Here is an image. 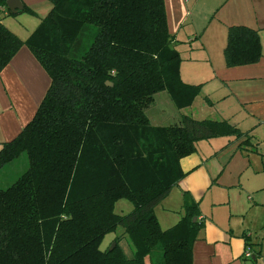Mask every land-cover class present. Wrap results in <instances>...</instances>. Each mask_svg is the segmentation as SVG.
I'll list each match as a JSON object with an SVG mask.
<instances>
[{
    "label": "trees",
    "instance_id": "1",
    "mask_svg": "<svg viewBox=\"0 0 264 264\" xmlns=\"http://www.w3.org/2000/svg\"><path fill=\"white\" fill-rule=\"evenodd\" d=\"M49 1L25 41L0 18V70L26 44L51 79L32 119L0 147V170L21 154L27 162L0 186V264H146V256L152 264H192L204 226L197 201L183 191V212L166 229L155 206L185 176L180 159L197 141L244 133L227 120L183 112L175 122L151 123L147 109L157 93L182 111L201 88L180 77L165 0ZM261 56L256 30L228 28L227 67ZM121 198L132 203L127 213L114 210ZM118 226L131 257L119 237L112 249L100 248Z\"/></svg>",
    "mask_w": 264,
    "mask_h": 264
},
{
    "label": "crops",
    "instance_id": "2",
    "mask_svg": "<svg viewBox=\"0 0 264 264\" xmlns=\"http://www.w3.org/2000/svg\"><path fill=\"white\" fill-rule=\"evenodd\" d=\"M20 1L33 12L13 13L6 5L0 18L25 41L52 4L49 0ZM165 6L168 29L182 59L180 77L185 83L201 84L192 104L182 111L194 117L199 110L203 119L227 120L244 133L241 138L199 140L195 152L180 159L181 168H205L199 192L210 179L220 187L207 199L211 200L208 212L200 210L198 218L204 226L192 245V264H264V0H165ZM233 25L258 32L262 56L257 62L226 66L224 48ZM50 81L26 44L0 70V147L32 119ZM247 138L249 145L242 149L238 145ZM202 141L208 142L205 152L198 145ZM217 205L222 208L218 213ZM177 221L159 224L166 229ZM252 256L255 259L250 261ZM144 259L152 264L148 256Z\"/></svg>",
    "mask_w": 264,
    "mask_h": 264
},
{
    "label": "rangeland",
    "instance_id": "3",
    "mask_svg": "<svg viewBox=\"0 0 264 264\" xmlns=\"http://www.w3.org/2000/svg\"><path fill=\"white\" fill-rule=\"evenodd\" d=\"M182 112L184 113L185 111H180L177 108H175L172 102L170 101V99L168 98L166 92L157 93L155 95L154 102L151 104V107L147 109V114L151 118V123L154 124H168L170 122H175L174 118L179 116V114ZM186 114H190V112H188L187 110ZM194 114H195L193 115L194 118L196 117L200 120L205 118V117H201V112L199 110ZM217 143L219 146V142ZM207 144L208 142L206 141H202L200 144L198 143V145H202L199 147L203 152H205V147ZM214 146H217V144ZM222 155L223 153L219 157H221ZM223 157L225 158L226 154H224ZM242 165L247 166L246 162H243ZM26 167H27V162H26L25 154H21L15 160L5 164L3 168L0 170V186L5 187L7 185H10L12 182L16 180V178H18V176L21 174V172H23L26 169ZM181 169L185 173V176L183 177L180 185L179 186L175 185L170 191L169 195L165 198V200L162 203L158 204L155 208V213L157 212L159 214L157 215L156 213L157 218L162 226H167L168 224L170 225L175 220H178V218H180L181 211L183 212L182 210L183 190L189 189L192 194L196 195L195 197H193V199L194 200L196 199L195 201H197L198 207L200 208L199 211L201 210L203 212L205 211L208 212V209L211 205V200H207V199L213 197L214 195L213 193L215 192V190L220 188L216 180L210 179L206 185V188L202 189V191L200 190L199 192L200 181L201 180L203 181L206 175L205 168L204 167L200 168L198 167V165H195L190 169H184V168ZM188 186H191L192 190ZM131 209H132V203L126 198H121L117 200L114 206V210L117 213H127ZM221 210L222 208L220 205H217V207H215L216 213H218ZM159 216H161V219L159 218ZM122 234H123V228L121 226H118L116 230L111 231L104 236L100 244V248L102 250H105L107 248L110 249L113 243H115V239L119 237L120 239L118 240V245L123 249L124 254L126 256L131 257L133 255V248L130 242L131 240L127 236L121 237Z\"/></svg>",
    "mask_w": 264,
    "mask_h": 264
},
{
    "label": "water",
    "instance_id": "4",
    "mask_svg": "<svg viewBox=\"0 0 264 264\" xmlns=\"http://www.w3.org/2000/svg\"><path fill=\"white\" fill-rule=\"evenodd\" d=\"M6 5L10 9V11L13 13H15L19 10H22V8H23V4L21 3L20 0H7ZM106 84L111 85V83L109 81H107ZM195 219H196V217H194V220ZM114 245H115V243H113V245L111 246L110 249H112L114 247ZM252 258L255 259V256H252Z\"/></svg>",
    "mask_w": 264,
    "mask_h": 264
},
{
    "label": "built area",
    "instance_id": "5",
    "mask_svg": "<svg viewBox=\"0 0 264 264\" xmlns=\"http://www.w3.org/2000/svg\"><path fill=\"white\" fill-rule=\"evenodd\" d=\"M247 257H249L250 256V254L249 253H247V255H246Z\"/></svg>",
    "mask_w": 264,
    "mask_h": 264
}]
</instances>
